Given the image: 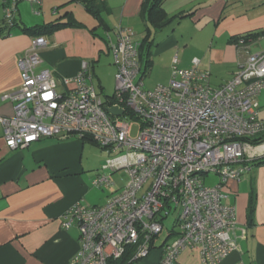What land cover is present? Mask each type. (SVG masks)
<instances>
[{"label": "built area", "instance_id": "obj_1", "mask_svg": "<svg viewBox=\"0 0 264 264\" xmlns=\"http://www.w3.org/2000/svg\"><path fill=\"white\" fill-rule=\"evenodd\" d=\"M21 2L34 15L41 13L42 0H0L7 30L16 26ZM114 36L107 52L115 69V91L106 105L89 62L81 61L72 78L56 79L40 68L46 39H31L17 60L19 88L2 95L13 105L11 117H0L6 147L86 136L101 149L125 151L102 167L124 170L127 181L121 191L100 206L75 203L61 217L65 229L75 225L79 233L80 250L70 264H108L129 245L136 248L132 260L143 259L164 229L161 218L168 216L176 238L162 246L158 264H174L186 249H196L201 264H219L238 251L231 235L237 227L235 208L224 202L223 186L250 172L247 153L252 145L246 140L264 137L257 101L264 90V50L252 54L251 43L239 39L235 46L247 52L246 61L217 88L210 86V74L199 69L197 59L180 68L175 56L167 84L145 89L140 38L122 27ZM106 107L119 108L123 115L112 116ZM125 111L133 114L130 123L124 120ZM133 124L138 126L135 138ZM210 176L216 182L208 186ZM103 185H112L108 176L93 181L97 188Z\"/></svg>", "mask_w": 264, "mask_h": 264}, {"label": "crops", "instance_id": "obj_2", "mask_svg": "<svg viewBox=\"0 0 264 264\" xmlns=\"http://www.w3.org/2000/svg\"><path fill=\"white\" fill-rule=\"evenodd\" d=\"M101 1L108 7L101 14L108 30L99 26L81 0H42L39 15H34L26 2L18 5L20 27L9 37L0 36V117L13 115L12 103L2 100V95L19 88L17 60L30 46L31 36L21 28L66 24L44 36L47 46L40 53V68L50 70L56 79L72 78L81 61H87L98 85L93 65L109 55L107 44L115 41V29L141 31L142 40L144 0ZM162 8L169 17L183 18L155 32L149 56L152 65L146 75L162 66L169 80L171 61L177 56L179 67L188 68L197 59L199 69L209 71L211 81L220 86L247 58V52L235 46L234 37L250 33L256 36L250 42V53L264 50V0H164ZM110 66L108 69L113 70ZM257 101L258 116L264 122V90ZM86 144L77 137L45 138L26 148L9 150L0 126V264H70L79 252L78 230L75 225L65 229L62 215L75 203L87 207L104 204L127 181L118 189H109V195L102 188L95 189L89 180V172L95 167L91 168L85 156ZM247 154L251 162L264 157V145L252 146ZM251 162L250 172L239 182L223 186L224 202L235 208L237 227L231 235L238 251L219 264H264V164ZM175 238L176 230H168L163 239L158 236L149 254L132 264H158L162 246ZM174 264H201L199 252L186 249Z\"/></svg>", "mask_w": 264, "mask_h": 264}, {"label": "trees", "instance_id": "obj_3", "mask_svg": "<svg viewBox=\"0 0 264 264\" xmlns=\"http://www.w3.org/2000/svg\"><path fill=\"white\" fill-rule=\"evenodd\" d=\"M163 1L164 0H144V3H143V7H144L143 9L146 12L145 13L146 14L145 16L146 26H145L144 36L142 40H140V44H139V61H140V66H141L142 78H144V76L146 75V71L149 70V68L152 65L151 61L149 60V56H150L151 48L153 46V40H154L153 36L155 35V32H159L163 30L164 28H166L167 26H169L174 19L183 18V17H180L179 15L169 17L162 8ZM81 2L83 3L85 10L97 20V22L99 23V26L103 27L104 29H107L101 17V14L103 12L108 11V7L106 6V4H104L101 0H81ZM65 25L66 24H47V25H42V26H34L30 28L24 27L21 29L24 33L31 36V38H35V37L48 36L53 31ZM16 27H20L18 22L16 26L14 28H11L10 30H7L6 28L3 27V29H0V36L9 37L11 35V31L14 30ZM250 35L252 34L247 33L244 35L236 36L233 38V42L235 44L237 43L239 39H243L245 42H252V40H254L253 38L256 36L251 37ZM210 80H211V75L209 79V84L211 86ZM211 87L217 88L219 86L217 87L211 86ZM111 97L105 98V101H104L105 105L107 103V99ZM125 117H127L130 120H133V114L128 111H125ZM81 141L83 143H90L92 145L98 146L96 143H94L92 140H90L86 136L82 138ZM246 141L252 146H258L264 142V137H256L252 139H247ZM252 162L251 163L256 166L260 164H264V157L254 159ZM164 220H165L164 218H161V223L163 227H164ZM173 227L174 225H172L170 229L171 232L174 230ZM152 247L153 245H151V248ZM135 249L136 248L133 245L126 246L123 255L119 259L108 261V264H132L134 262L132 258L134 256V253L136 252Z\"/></svg>", "mask_w": 264, "mask_h": 264}, {"label": "rangeland", "instance_id": "obj_4", "mask_svg": "<svg viewBox=\"0 0 264 264\" xmlns=\"http://www.w3.org/2000/svg\"><path fill=\"white\" fill-rule=\"evenodd\" d=\"M135 32V31H134ZM140 32H136V35L138 38L140 37ZM159 37L156 36V42ZM181 59V58H180ZM112 56L109 54L108 56L103 55L101 60L98 63H95L93 66L95 67V75L97 76V78L99 79V84H97V80L95 79V83H96V89L97 91H101V95L103 97V99L105 100L106 97H111L112 94L115 91V81H114V69L110 70L108 69L110 66V63L112 65ZM182 61V59H181ZM113 66V65H112ZM106 67V68H105ZM180 67L182 68H186L182 65H180ZM167 74L166 71L163 70V67L160 66L158 68H155L154 71H150L147 75L144 76L143 78V83H144V88L145 89H153L155 88L157 85L159 84H163L167 82ZM211 86L216 87V82L213 80L211 81ZM101 88V89H100ZM124 120H128V122L130 123L131 121L127 118L124 117ZM137 132H138V126L136 124L132 125V129H131V136L133 138H135L137 136ZM86 153L85 156L88 158V160L90 161V163L92 165L91 168L92 169L89 174L91 175V178H89L90 183L92 184V182L94 181V179L96 178L97 175L102 176H108V178L110 179V181L112 182V185L109 186H101L100 188H102L107 195H109V189L111 188H120L122 185H124L125 181L127 180L126 175L124 174V170H118L114 173L110 172L109 170H103V165H105L106 161L110 158H114L118 155H124L125 151H121V152H109L107 150L101 149L99 146L96 145H92V144H86ZM94 166V167H92ZM96 167H98L96 169ZM216 182V179L214 177H209V179L207 180L206 184L208 186L213 185ZM95 189H100L97 188L95 186H93ZM115 190V189H114ZM172 222H173V217L172 216H168L167 219L164 220V229L162 230L160 236V239H163V237H165L167 235L168 230L171 229L172 227Z\"/></svg>", "mask_w": 264, "mask_h": 264}, {"label": "water", "instance_id": "obj_5", "mask_svg": "<svg viewBox=\"0 0 264 264\" xmlns=\"http://www.w3.org/2000/svg\"><path fill=\"white\" fill-rule=\"evenodd\" d=\"M106 111L108 114L112 115V116H122L123 115V111L119 108H108L106 107Z\"/></svg>", "mask_w": 264, "mask_h": 264}, {"label": "clouds", "instance_id": "obj_6", "mask_svg": "<svg viewBox=\"0 0 264 264\" xmlns=\"http://www.w3.org/2000/svg\"><path fill=\"white\" fill-rule=\"evenodd\" d=\"M45 38V37H44ZM32 39V38H31ZM263 144V143H262Z\"/></svg>", "mask_w": 264, "mask_h": 264}]
</instances>
